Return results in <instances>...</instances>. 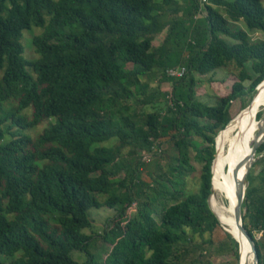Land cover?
Here are the masks:
<instances>
[{"label": "trees", "instance_id": "obj_1", "mask_svg": "<svg viewBox=\"0 0 264 264\" xmlns=\"http://www.w3.org/2000/svg\"><path fill=\"white\" fill-rule=\"evenodd\" d=\"M191 3L187 21L166 22L160 17L176 15L178 0H0V264H181L185 244L219 228L208 206L216 138L251 101L233 118L232 103L253 98L264 81V40L250 39L264 34V6L206 0L201 15L198 0ZM241 23L245 30L234 29ZM33 28L41 32L31 39L37 58L29 61L21 39ZM231 65L238 73L230 93L215 105L198 100L192 74ZM177 66L185 76L168 78L165 71ZM151 74L171 92L164 108L144 113L152 96L141 79ZM44 122L35 138L24 134ZM167 143L176 156L153 189L140 179L144 163L124 166L139 152L162 159ZM129 147L134 152L124 153ZM256 153H264V143ZM195 172L198 189L184 194ZM103 207L115 214L94 236L108 247L99 259L84 230L92 225L88 212ZM241 218L264 264V244L254 235L264 238V169L246 187ZM232 241L238 261L241 247ZM73 252L85 260H73Z\"/></svg>", "mask_w": 264, "mask_h": 264}, {"label": "rangeland", "instance_id": "obj_2", "mask_svg": "<svg viewBox=\"0 0 264 264\" xmlns=\"http://www.w3.org/2000/svg\"><path fill=\"white\" fill-rule=\"evenodd\" d=\"M199 6L202 3L201 0H198ZM262 6H264V0H261ZM178 13L176 15H170L169 13H165L160 17L161 21H172V20H183L187 21L191 15H193V8L191 0H178ZM234 29L238 30L241 29L245 30L244 25L234 24ZM41 32L40 29L33 28L32 31H24L23 37L21 39V44L24 47V57L29 60H35L37 58L34 50L32 48L31 39L35 35H39ZM165 33L163 32L153 41V47H158L164 37ZM251 41H258L264 40V34L262 33H252L250 34ZM130 68V66H128ZM247 72L251 74L249 65L246 66ZM238 73V69L231 65L227 69H217L213 73L207 75H197L192 74L197 81L196 84V96L197 99L200 100L203 104L206 105H215L217 103L218 98L226 96L230 93L231 87L236 80V74ZM143 82L148 83L150 87L151 94V101L152 104L143 108L144 113H151L154 110L162 109L166 106V97H169V93L171 92V84L168 82H164L160 79V75L158 74H151L143 77L141 79ZM250 82H244L245 87H248ZM264 91V90H263ZM179 92L185 93L186 92V85L179 88ZM252 96H245L242 100H236L232 103L230 114L233 118L236 114L241 111V103L245 102L248 104L252 99ZM251 99V100H250ZM134 99L131 100L130 103H133ZM125 104H129L128 102H124ZM134 109L137 112H141V108L134 106ZM263 112L264 108L259 110V114ZM261 118V117H260ZM263 121L260 125L259 129L264 126V116L261 120ZM258 121V122H259ZM47 122L42 123L38 127L25 131L24 134L31 138H35L39 135L46 127ZM259 131V130H258ZM111 144H115L112 142ZM109 145V144H108ZM134 152V148L129 147L124 150V153ZM139 152V151H138ZM137 152V153H138ZM162 159H151L146 161L144 159V155L139 152L136 155L128 156L125 160H123V164L126 168L133 169L140 160L142 163L145 164V168H140V179L144 183H148L150 188H154L156 185L157 175L159 173H164L166 171L168 163L176 156L175 149L172 147L171 144H164L162 147ZM150 155V154H149ZM242 161L241 155H237L233 158H230L228 165L232 164L234 166L240 164ZM156 162H159V167L156 166ZM161 169V170H159ZM264 169V153L257 154L255 153L254 162L249 170L250 179L249 182L245 180V186L247 187L248 183H252V185H256L258 183V178L260 176L261 171ZM124 176V171L121 172L118 178H122ZM199 176L198 172H195L191 176H188L185 179L186 187L184 194L196 192L197 187V177ZM226 178L222 181L223 184ZM148 192V191H146ZM151 193V192H150ZM221 193H226L225 185L222 187ZM100 199H104L103 197H99ZM183 198V195L177 196L175 200L168 202L169 205L178 202ZM154 205L158 206L157 203ZM135 212L134 205L131 207L127 214H133ZM89 217L92 220V225L89 229H85L84 233L87 235L93 236L94 240L90 243L89 251L96 255L99 259L105 257L106 252L108 251V247L102 243L100 239L94 237L95 235H101L103 230L106 227V223L108 220H111L114 217V210H110L109 208H100V209H91L89 212ZM225 227V226H224ZM222 228H219L212 233V235H205L203 240H210V243H203V240L196 238L193 244H185L183 246L186 249V252L182 256L181 264H238L237 259L235 256H232V253L236 252L235 244L233 243L232 239H227L226 235ZM230 235V234H229ZM255 239L261 241L264 244V238H260V234H255ZM264 255V249L262 250ZM71 257L73 260L81 263L85 260V255L79 252L71 253Z\"/></svg>", "mask_w": 264, "mask_h": 264}, {"label": "bare ground", "instance_id": "obj_3", "mask_svg": "<svg viewBox=\"0 0 264 264\" xmlns=\"http://www.w3.org/2000/svg\"><path fill=\"white\" fill-rule=\"evenodd\" d=\"M264 82L259 86L257 94L247 107L234 120H232L226 129L219 133L216 138V155L211 167L212 173V195L209 198L210 208L220 222L223 231L230 234L241 247L240 260L244 264H252L253 256L250 245L245 238L239 234L234 224L233 208L235 206V182L234 173L237 166L232 167L230 175L225 180V171L230 158L241 155V159L247 156L249 148L253 142L252 136L259 130L263 121H257L256 116L259 110L264 108ZM261 112V111H260ZM245 173L242 168L238 176ZM225 185L227 199L221 193L222 187ZM225 226V227H224Z\"/></svg>", "mask_w": 264, "mask_h": 264}, {"label": "water", "instance_id": "obj_4", "mask_svg": "<svg viewBox=\"0 0 264 264\" xmlns=\"http://www.w3.org/2000/svg\"><path fill=\"white\" fill-rule=\"evenodd\" d=\"M263 82H261L256 87L254 96L257 94V90ZM248 107H250V105ZM263 134H264V126L261 129H259V131L256 132L255 139L253 141V144H252V147H251L249 153H247V156H245L243 158V160L237 166L236 171L234 173V177L236 178V182H235V206L233 208V219H234V224L236 225L235 227H237V231H239V234L242 235L245 238V240L247 241V243L250 245V250H251V253L253 256L252 264H258V254H257V250H256L255 243H254L253 239L248 234L247 230L243 227L242 218H241V205H242L243 199L245 197V190H246L245 179L249 173V170L252 166V163L254 162V157H255V153H256L257 149L264 143ZM215 151H216V149H215ZM242 168L245 169V173L239 177L238 173ZM211 175H212V173H211ZM208 206H209L210 211L213 213V211L210 208L209 200H208ZM213 215L216 217V215L214 213H213ZM216 219L220 225V222H219L217 217H216ZM229 236L232 239V236L231 235H229ZM238 264H244V263H241L240 257L238 258Z\"/></svg>", "mask_w": 264, "mask_h": 264}, {"label": "built area", "instance_id": "obj_5", "mask_svg": "<svg viewBox=\"0 0 264 264\" xmlns=\"http://www.w3.org/2000/svg\"><path fill=\"white\" fill-rule=\"evenodd\" d=\"M201 4L199 7V13L204 14V4L206 3V0H201ZM186 73V69L184 67L181 66H177V67H171L168 68L165 71V75L170 78V79H174V80H178L181 79L185 76ZM151 155H144V159L146 161L150 160Z\"/></svg>", "mask_w": 264, "mask_h": 264}]
</instances>
